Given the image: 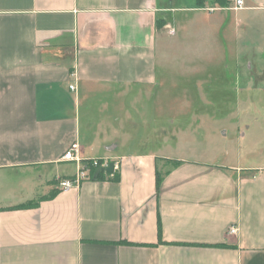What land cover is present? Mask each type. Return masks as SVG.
Masks as SVG:
<instances>
[{"label":"crops","instance_id":"crops-1","mask_svg":"<svg viewBox=\"0 0 264 264\" xmlns=\"http://www.w3.org/2000/svg\"><path fill=\"white\" fill-rule=\"evenodd\" d=\"M199 1L0 0V264H264V156L163 153L179 48L207 60L178 68L218 47L220 68L264 71V0ZM73 143L113 168L61 191Z\"/></svg>","mask_w":264,"mask_h":264},{"label":"rangeland","instance_id":"rangeland-1","mask_svg":"<svg viewBox=\"0 0 264 264\" xmlns=\"http://www.w3.org/2000/svg\"><path fill=\"white\" fill-rule=\"evenodd\" d=\"M212 48L204 54L214 64L197 71L178 67L185 61L205 62L207 59L199 60L204 58L201 47L190 42L189 46L179 48L175 68L165 75L178 84L172 93L177 96L180 138L178 148L173 144L163 153L171 151L175 158L211 163H220L225 155L230 160L241 157L256 161L264 156V71L261 67L251 71L234 64L222 69L218 66V47ZM222 71L227 73L223 81ZM196 73L206 76L202 92L194 91L197 82L192 77ZM247 81L251 89L242 87ZM184 88L188 91L184 92Z\"/></svg>","mask_w":264,"mask_h":264},{"label":"built area","instance_id":"built-area-1","mask_svg":"<svg viewBox=\"0 0 264 264\" xmlns=\"http://www.w3.org/2000/svg\"><path fill=\"white\" fill-rule=\"evenodd\" d=\"M242 1L241 0H234V6L231 8L232 10H238L242 8ZM172 30L170 31V33ZM70 91H75V85H70ZM79 147L77 143H73L70 147L63 153L61 157L62 162H73L77 164V172L76 174L69 178V179H56V186L61 191H68L73 188H77L83 181L88 179L89 174V166L87 164H91L93 167H99L102 165L103 167H107L109 163H103V161L92 159L91 163L89 162H82L78 156ZM114 169L117 170V166L114 165ZM237 232L236 227H230L228 230L229 235H235Z\"/></svg>","mask_w":264,"mask_h":264},{"label":"trees","instance_id":"trees-1","mask_svg":"<svg viewBox=\"0 0 264 264\" xmlns=\"http://www.w3.org/2000/svg\"><path fill=\"white\" fill-rule=\"evenodd\" d=\"M200 1L198 0V3H197V5L198 6H202V3L200 4L199 3ZM216 2H217V4H219L220 6H223V5H225V0H216ZM91 160L92 159H89V160H84V161H82V162H89V163H91ZM87 166H89V167H91V173H97L96 175H97V177H99L100 176V172H98L97 171V167H93V166H91V164H87ZM34 206V204H29V205H23V206H19V207H16L15 209H26V208H30V207H33Z\"/></svg>","mask_w":264,"mask_h":264},{"label":"water","instance_id":"water-1","mask_svg":"<svg viewBox=\"0 0 264 264\" xmlns=\"http://www.w3.org/2000/svg\"><path fill=\"white\" fill-rule=\"evenodd\" d=\"M112 168H113V165L110 164L107 168H104L102 170L105 171V172H110L112 170Z\"/></svg>","mask_w":264,"mask_h":264}]
</instances>
